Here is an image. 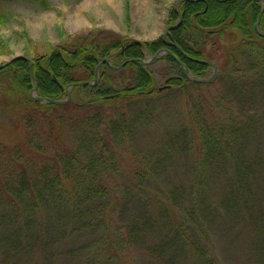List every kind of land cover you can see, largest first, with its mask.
I'll list each match as a JSON object with an SVG mask.
<instances>
[{
	"label": "trees",
	"instance_id": "obj_1",
	"mask_svg": "<svg viewBox=\"0 0 264 264\" xmlns=\"http://www.w3.org/2000/svg\"><path fill=\"white\" fill-rule=\"evenodd\" d=\"M40 3L47 6L44 0H40ZM261 10L262 4L254 0L182 1L177 12L174 7L169 11L170 23L174 26L181 18V24L166 37L167 44L162 38L146 43L132 42L127 36L120 37L108 32L79 37L66 35L45 54H40L37 49H25L23 56L33 63L31 70L24 60H16L0 69V110L41 115L49 123L54 121L52 117L63 120L64 114L81 116L84 110H90L92 115L75 122L77 132L85 133L94 124L102 126L95 151L101 166L94 164L93 160L81 163V151H86L91 145L82 142L63 164L55 158L54 168L47 161L44 171L43 167L37 170L33 162L27 161L29 165L24 164V167L30 171L24 169L15 176L11 171L3 174L0 177V211H3L0 223L19 226L27 221L23 216L25 214L29 216L27 222L31 227L41 229L42 224L38 222L49 218L41 216L44 207H61L62 212L56 214L57 222L67 220L69 207L76 209L78 205L86 207L96 202L112 206V210L118 207L127 200L124 193L130 189L124 186V193L117 199L115 190L120 182L111 184L103 172L105 164L111 161L108 157L117 156L115 149L110 147L112 140H106L104 134L107 133L106 129L112 130L113 113L117 109L124 112L134 104H147L150 107L155 101H161L165 94L174 95L177 92L187 100L186 122L179 130L171 129L166 138V145L168 142L171 147H165L167 150L164 154L177 151L174 149L182 142V152L186 156L190 153L199 158L193 171L198 181L204 180V184L196 183L200 186H197V191L193 186L183 191L182 195L187 200L183 198L177 202L173 191L165 200L156 201L152 197V211L148 215L135 217L126 240L133 242L135 237L139 242L143 241L146 232L163 225L169 234V241H177L188 247L200 261L214 264L205 251L209 243H200L192 235V227H195L201 231L200 237L204 238L205 231L199 219L208 221L210 217V198L206 192L198 193L214 183L204 174L206 170L212 176L220 177L227 188L223 202L215 209L218 211V208H222L236 218L237 208L239 216L248 208L255 209L250 227L259 238L264 236V150L259 148L264 144V10L258 30H255ZM163 49L169 52L163 59L178 67L180 76L169 78L166 83L169 89L159 92L158 88L154 89L153 75L138 60H143L145 54L153 57ZM103 59H108L112 68L106 63L102 64L97 84L78 85L94 83L95 69ZM192 59L214 63L220 74L211 83L189 81L183 67L195 80L205 79L204 74L209 68ZM114 60L120 65H113ZM124 63L126 65L119 68ZM71 84L76 85L72 88L71 97L73 93H83L87 96L84 102L71 100L59 106L34 99L62 101L66 98V87ZM35 85L37 89L33 98L31 94ZM212 87L218 90L222 103L232 107L228 118L225 117L227 112L223 114L213 110L214 101L200 95L203 89ZM190 91L195 93L192 95ZM215 106L218 109L219 100H215ZM124 133L127 131L118 132L115 136L124 137ZM10 153H3L0 161H13L20 156L17 150ZM5 156L8 159L3 158ZM156 166L149 163L147 167L133 168L131 176L135 190L144 189V178L153 177ZM69 181L72 185L68 184ZM3 193L8 199L1 196ZM25 193L28 195L24 198ZM199 195L204 199H194ZM16 200H19L18 203ZM137 200L141 202L140 198ZM194 200L198 213L194 210ZM20 202L27 203L24 209ZM186 203L191 206L189 210ZM75 211L71 213V218H75ZM101 218L98 217L96 221L99 227L102 224L104 239L108 241L109 237H115V233L108 232L106 215L103 221ZM89 234L90 238L94 233ZM119 237H122L121 230ZM17 239L20 240L21 235ZM160 254L163 255L164 251Z\"/></svg>",
	"mask_w": 264,
	"mask_h": 264
},
{
	"label": "rangeland",
	"instance_id": "obj_2",
	"mask_svg": "<svg viewBox=\"0 0 264 264\" xmlns=\"http://www.w3.org/2000/svg\"><path fill=\"white\" fill-rule=\"evenodd\" d=\"M44 1L47 6H43L40 0H0V65L13 56L23 55L25 49H37L40 54H45L66 35L79 37L108 32L120 37L127 36L132 42L138 43L163 40L166 29L176 25L170 23L169 11L174 7L177 12L176 4L180 0ZM164 56L165 53L159 55L155 63L143 66L154 77V89L166 86L169 78L180 76L178 67L163 59ZM151 59L152 56L145 54L142 61L150 62ZM112 64L119 66L120 62L114 60ZM212 74V69L207 68L204 78L209 80ZM203 91L200 93L202 97L214 101L213 110L223 114L227 112L225 117L228 118L232 107L222 103L218 90L212 87ZM176 93L165 94L161 101H155L150 107L147 104H134L124 112H118L117 109L113 113L112 130L106 129L107 133L104 134L106 140H112L110 147L115 149L117 156L108 157L111 161L105 164L103 172L111 184L120 182L115 190L117 199L124 193V186L130 189L124 193L126 201L113 210L111 205L98 204L100 202L86 207L78 205L76 209L69 207L67 220L58 222L55 219L57 212H62L61 207H44L41 216L49 218L38 222L42 224L41 229L31 227L27 222L29 216L25 214L23 216L27 221L21 222L19 226L0 223V264H206L197 259L188 247L177 241H169V234L163 225L146 232L143 241L139 242L135 237L133 242L126 240L135 217L148 215L152 211V197L156 201L165 200L173 191L179 202L183 198L187 200L182 195L187 188L193 186L194 191H197V186H200L196 183L204 184V180L198 181L193 171L199 158L190 153L186 156L182 152V142L174 149L177 151L164 154L171 147L168 142L166 145L171 129L179 130L186 122V97ZM194 93L190 91V94ZM86 97L83 93L72 94L75 103L84 102ZM215 100H219L218 109ZM89 111L84 110L81 116L64 114L63 120L52 117L54 121L49 123L41 115L0 110V158L3 153L11 152V155L15 150L20 151L16 160L0 161V177L9 171L14 176L24 169L28 171L27 161L33 162L37 170L43 167L44 171L47 161L54 168L55 158L63 164L82 142L91 145L86 151H81V163L93 160L94 164L101 166L95 151L102 126L94 124L85 133H80L75 124L77 119L93 114ZM121 131H127L124 133L126 136H115ZM259 148L264 150V144ZM3 158L8 159L6 156ZM149 163L157 165L154 176L144 178V189L135 190L134 178L131 176L133 168L147 167ZM206 173L214 183L198 193L208 194L211 201L210 217L208 221L199 219L205 237L201 238V231L195 227H192V235L200 243H209L205 251L214 264H264V236L259 238L250 227L255 209L248 208L239 216L237 208V218L222 208L217 211L215 208L223 202L227 188L220 177L212 176L207 170ZM68 184L72 185L70 181ZM27 195L25 193L24 198ZM1 196L8 199L4 193ZM9 196L13 197V194L9 193ZM199 198L204 199L201 195L194 196L196 200ZM16 201L18 203L19 200ZM19 204L23 209L27 205L26 202ZM186 208L189 210L191 206L186 203ZM74 210L75 218H71ZM194 210L199 212L195 200ZM105 215L109 223L108 232L115 233V237H109L108 241L104 239L102 224L99 227L96 221L100 216L103 221ZM119 230L122 237H119ZM89 233L94 234L89 238ZM18 235H21L20 240L17 239ZM162 251L163 255L160 254Z\"/></svg>",
	"mask_w": 264,
	"mask_h": 264
},
{
	"label": "water",
	"instance_id": "obj_3",
	"mask_svg": "<svg viewBox=\"0 0 264 264\" xmlns=\"http://www.w3.org/2000/svg\"><path fill=\"white\" fill-rule=\"evenodd\" d=\"M182 1H186V0H181V1H179V2L177 3L176 6H178V5L180 4V2H182ZM254 1H259V2H262V3H263L262 10H261V12H260V14H259V19H258V21H257V23H256V26H255V30L257 31V26H258V24H259V20H260V18H261L262 12H263V10H264V1H263V0H254ZM180 24H181V18L179 19V22H178L177 25H175L174 27H168V28L166 29V31H165L166 35L169 33L170 30L175 29V28L178 27ZM166 35L163 36V40H164V42H165V37H166ZM163 53H169V52H168L167 50L163 49V50L158 51V52L156 53V55L151 59L150 62H145V61H142V60H138V62H139L142 66H147V65H149L151 62H152V63H153V62L155 63V62L158 60L159 55H161V54H163ZM16 60H24V61H27V62L29 63V68H30V70L32 69V62H31L29 59L23 57L22 55H17V56H15V57L9 59V60L6 61L4 64L0 65V69L5 68L6 66H8L9 64H11L12 62H14V61H16ZM192 60H193V59H192ZM193 61L196 62V63H198V64L205 65V66L211 68L212 71H213L212 77H211L209 80H205V79H196V80H195V79H191L188 70H187L185 67H183L184 72H185L186 79H188L189 81H191V82H193V83H199V84L211 83V82H213V81L215 80V78L217 77V74H218V69H217V66H216L214 63L209 62V61H201V60H193ZM103 63H106L109 67L112 68L111 64L109 63V60H108V59H103V60L98 64V66H97L96 69H95V73H94V83H93V84H91V83H80V84H78V85H81V86H82V85H86V84L89 85V86H94V85H96V84H97V81H98V80H97V77H98V70L101 68V66H102ZM125 65H126V63L122 64L119 68H123ZM75 86H76L75 84H71V85H68V86L66 87V89H65V92H66V99H64V100H62V101H54V100H51V99L34 98L33 94L36 92V89H37L36 85H35V87H34V89H33V91H32L31 96H32V97L35 99V101H37V102H45V103H49V104H53V105H59V106H60V105H65V104H67V103H69V102L71 101V89H72L73 87H75ZM165 89H169V87H168V86L159 87V88H158V91L161 92V91H163V90H165Z\"/></svg>",
	"mask_w": 264,
	"mask_h": 264
},
{
	"label": "bare ground",
	"instance_id": "obj_4",
	"mask_svg": "<svg viewBox=\"0 0 264 264\" xmlns=\"http://www.w3.org/2000/svg\"><path fill=\"white\" fill-rule=\"evenodd\" d=\"M257 30H258V29H257ZM22 56H23V55H22ZM13 57H15V56H13ZM13 57H11V58H13ZM23 57H24V56H23ZM11 58H9V59H11ZM9 59H8V60H9ZM8 60H7V61H8ZM5 62H6V61H5ZM5 62H4V63H5ZM4 63H2V64H4ZM32 64H33V63H32ZM71 91H72V89H71ZM65 93H66V92H65Z\"/></svg>",
	"mask_w": 264,
	"mask_h": 264
}]
</instances>
